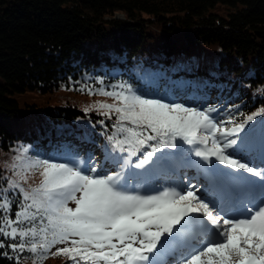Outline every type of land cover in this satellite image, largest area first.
<instances>
[{"label":"trees","instance_id":"trees-1","mask_svg":"<svg viewBox=\"0 0 264 264\" xmlns=\"http://www.w3.org/2000/svg\"><path fill=\"white\" fill-rule=\"evenodd\" d=\"M217 5L229 10L215 11ZM119 12L122 17H116ZM119 82L148 98L213 107L218 120H244L264 108V0H0V153L19 149L22 156L27 147V158L72 163L78 157L85 168L91 159L97 174L115 171L104 156L117 117L85 111L114 101L80 89L111 90ZM22 94L32 101L22 106ZM41 96L47 103L39 102ZM245 133L246 147L259 146L264 115L241 137ZM176 143L157 152L153 164L129 170L134 187L155 194L177 186V175L200 158L188 151L192 146ZM24 163L10 171L0 165V189L10 179L25 189L39 185L38 171L29 172L26 183L16 174ZM8 195L14 219L23 197L18 189ZM11 242L0 249V264H17V255L19 264L33 262L27 251L8 248ZM59 247L64 245L51 251ZM55 259L72 264L63 256Z\"/></svg>","mask_w":264,"mask_h":264},{"label":"snow or ice","instance_id":"snow-or-ice-1","mask_svg":"<svg viewBox=\"0 0 264 264\" xmlns=\"http://www.w3.org/2000/svg\"><path fill=\"white\" fill-rule=\"evenodd\" d=\"M80 90L114 101L97 102L85 111L104 110L102 114L109 118L116 115L104 156V163L116 170L97 174L91 159L92 166L85 168L78 157L72 163L27 158L29 149L23 148L17 159L26 163L16 174L25 183L32 171H38L42 179L30 189L10 179L0 189V249L5 241H12L7 247L15 253L27 251L33 264L55 256L72 264H156L158 249L169 243L167 239L162 243V238L175 234L185 249L177 264H264V183L259 203L247 200L245 190L235 193L244 211L233 215L220 188L237 177L213 164L218 162L237 174L242 170L264 182V168L251 166L252 161L242 155L248 134L240 135L264 115V108L242 121L232 116L218 120L213 107L200 109L148 98L127 82L112 85L111 90L88 85ZM177 139L181 147L192 146L188 151L204 162H193L203 176L204 191L196 184L165 187L155 194L134 187L135 174L129 170L153 164L157 152L177 148ZM259 148L264 163V138ZM138 156L142 158L133 163ZM210 164L212 168L205 167ZM16 189L23 199L13 219L14 201L8 193ZM70 203L75 207H69ZM57 245L64 247L52 252ZM21 258L15 257L17 264Z\"/></svg>","mask_w":264,"mask_h":264},{"label":"rangeland","instance_id":"rangeland-1","mask_svg":"<svg viewBox=\"0 0 264 264\" xmlns=\"http://www.w3.org/2000/svg\"><path fill=\"white\" fill-rule=\"evenodd\" d=\"M215 11H218L220 13H225L229 10V7L226 5H217L214 8ZM123 14L121 12L116 14V17H122ZM19 102L23 106L25 105L26 101H32V97L30 95H19ZM40 103H47L46 97L41 96L38 98ZM204 102L202 99L198 101L197 103L193 102V105H199ZM211 102V100H209ZM207 104V103H206ZM231 151V150H230ZM19 149L17 151L11 152L10 154H6L5 151L0 153V165L5 168L6 171H10L12 168H17L18 166L22 165V163L25 162V160L18 161ZM244 158L247 160L252 161L251 166H255L257 168H264V163H262V157L260 153V148L258 145L253 144L251 146L246 147L245 153L242 154ZM192 162H198L199 164H204L203 161H201L198 158H194ZM213 164L220 169H222L224 172H231L229 168L223 165H219L218 162H213ZM15 166V167H14ZM207 168H212L213 165H205ZM241 175L236 176L237 179H235L233 182H239V184L231 183L224 185L225 187L220 190V195L223 198L224 204L229 208L230 212L233 215H240L244 211V205L238 202V198L235 195V193L239 190H245L248 192L247 200H252L255 203H259L260 201V189L262 182L260 178L254 177L251 174L244 173L242 170L240 171ZM242 178V179H240ZM175 185L178 187H186L192 184H196L197 187L200 188V191H204V179L201 175L199 169L196 166H193L191 168H187V171L183 174H179L176 177V181L174 182ZM247 202V201H245ZM250 206V205H249ZM164 239H167L169 243L163 247L162 249H158V255L157 257L162 254L163 259L156 260V264H177V257L182 256L185 249L182 247L183 240L180 237H176L175 234L173 237H166L162 238V243ZM23 264H33L31 261H26ZM45 264H62L59 259H55V257H50L49 261ZM69 264V263H67Z\"/></svg>","mask_w":264,"mask_h":264},{"label":"bare ground","instance_id":"bare-ground-1","mask_svg":"<svg viewBox=\"0 0 264 264\" xmlns=\"http://www.w3.org/2000/svg\"><path fill=\"white\" fill-rule=\"evenodd\" d=\"M224 187H225V186H224V185H222V186H221V188H220V190H221L222 188H224Z\"/></svg>","mask_w":264,"mask_h":264}]
</instances>
